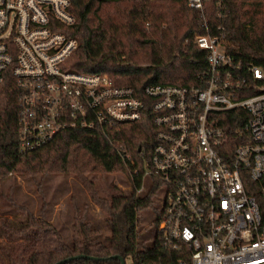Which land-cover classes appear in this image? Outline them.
Masks as SVG:
<instances>
[{
	"label": "built area",
	"instance_id": "obj_1",
	"mask_svg": "<svg viewBox=\"0 0 264 264\" xmlns=\"http://www.w3.org/2000/svg\"><path fill=\"white\" fill-rule=\"evenodd\" d=\"M187 1L200 10L205 2ZM75 20L71 0H0V82L10 68L20 150L66 128L148 116L156 144L139 190L152 175L162 181L155 230L177 251L175 264H264V69L237 59L224 34L200 33L195 42L208 51L203 86L138 90L107 72L66 67L78 40L63 26Z\"/></svg>",
	"mask_w": 264,
	"mask_h": 264
},
{
	"label": "trees",
	"instance_id": "obj_2",
	"mask_svg": "<svg viewBox=\"0 0 264 264\" xmlns=\"http://www.w3.org/2000/svg\"><path fill=\"white\" fill-rule=\"evenodd\" d=\"M71 10L76 20L63 28L77 38L78 47L68 69L107 72L118 84L138 90L156 82L203 86L208 51L195 36L207 32L224 34L237 59L264 69V0H205L202 10L187 0H71ZM18 112L19 87L9 68L0 82V196L9 204L0 209V264H54L81 253L103 258L76 257L63 264H121L115 254L132 258L131 264H175L178 253L164 244L162 233L155 230L149 242L138 227L142 210L158 213L162 183L152 175L146 192L138 193L156 144L148 116L66 128L45 145L21 151ZM228 120L234 122L224 118L221 123ZM115 171L132 183L130 191L113 185L106 194L91 177ZM18 175L36 181L39 211L18 199L14 187L5 190V180ZM50 175L76 177L102 210L103 223L92 219L89 204H79L75 196L69 231L50 217L43 196ZM158 217L152 220L155 228Z\"/></svg>",
	"mask_w": 264,
	"mask_h": 264
},
{
	"label": "rangeland",
	"instance_id": "obj_3",
	"mask_svg": "<svg viewBox=\"0 0 264 264\" xmlns=\"http://www.w3.org/2000/svg\"><path fill=\"white\" fill-rule=\"evenodd\" d=\"M91 177L94 179L100 189L106 194L110 193L113 185H117L125 191H130L131 184L128 182V178L121 172L115 171L111 173H92ZM31 176H11L10 179L5 180V190L10 187H14V195L18 199H27L28 203L33 209L39 211L41 207V198L38 195L36 188L37 185ZM134 184V183H133ZM148 183L145 184V188L138 189V193L142 194L146 192ZM44 194L46 199L45 210L47 214L52 217L56 222H59L66 231L70 230L72 222V202L73 196L79 204L87 202L90 207V213L92 219L96 222L103 223L104 214L100 207L93 204L86 189L78 179L72 175H50L45 181ZM3 190L0 189V194ZM11 193V192H10ZM5 199L0 196V209H7L9 204L5 203ZM157 215L155 209H145L141 212V219L139 223V229L143 230V236L151 242L155 233V227L152 224V220ZM132 258L126 259V264H131Z\"/></svg>",
	"mask_w": 264,
	"mask_h": 264
},
{
	"label": "water",
	"instance_id": "obj_4",
	"mask_svg": "<svg viewBox=\"0 0 264 264\" xmlns=\"http://www.w3.org/2000/svg\"><path fill=\"white\" fill-rule=\"evenodd\" d=\"M113 256L114 257H118L121 260V264H126L124 256H122L120 254H115ZM76 257H85V258L91 257V258H95V259L103 258V257H98V256H93V255L81 253V254H77V255H74V256H69V257L57 260L54 264H63L65 262L69 261V260H72L73 258H76Z\"/></svg>",
	"mask_w": 264,
	"mask_h": 264
}]
</instances>
